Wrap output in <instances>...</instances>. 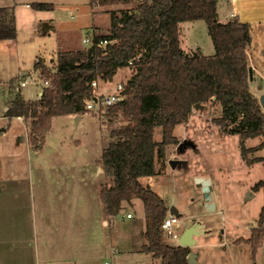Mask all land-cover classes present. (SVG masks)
<instances>
[{
  "label": "trees",
  "instance_id": "obj_1",
  "mask_svg": "<svg viewBox=\"0 0 264 264\" xmlns=\"http://www.w3.org/2000/svg\"><path fill=\"white\" fill-rule=\"evenodd\" d=\"M113 2L133 5L111 11L107 30L92 33L90 45L57 50L54 69L38 59L34 68L48 84L36 99L16 94L5 116L21 117L28 126L29 146L39 150L54 117L87 112L86 101L94 94L90 83L112 80L132 60L123 98L105 116L110 141L98 164L108 181L102 184L100 197L109 220L123 204L140 200L145 217L141 251L151 254L154 264H189L190 248L173 243L162 228L169 210L166 200L141 179L159 174L158 163L162 169L167 147L178 142L176 125L188 122L196 103L218 105L216 125L222 132L239 135L240 155L247 163L259 161L264 166V152L251 159L248 153L255 148L244 145V140L257 137V148L264 151V110L248 74L250 25L237 18L221 21L218 0H89L92 6ZM30 6L53 8L50 2ZM194 20L206 23L212 55L181 47L180 24ZM16 37L14 6H0V40ZM99 40H107L105 48L97 46ZM156 127L161 129L159 141L154 138ZM260 189L264 178L252 188ZM263 237L264 204L246 242L255 251Z\"/></svg>",
  "mask_w": 264,
  "mask_h": 264
},
{
  "label": "rangeland",
  "instance_id": "obj_2",
  "mask_svg": "<svg viewBox=\"0 0 264 264\" xmlns=\"http://www.w3.org/2000/svg\"><path fill=\"white\" fill-rule=\"evenodd\" d=\"M12 1L18 23L17 40L9 48H0V79L9 77L18 83V80L26 78L27 83L22 87L26 98L37 97L43 88V76L34 71V64L38 59L54 69L57 50L90 45L83 43L82 39L88 35L92 37L94 32H105L110 24L111 11L133 5L113 2L92 6L89 0ZM34 2H50L53 8L25 7V3ZM180 30V45L186 52L196 49L203 55H212L214 47L203 20L182 22ZM131 72L129 67L118 69L112 80H99L100 89L110 92L117 82L129 78ZM254 92L257 94L255 88ZM16 94L14 89H6L0 85V115L4 112L3 106L7 99ZM219 115V106L207 103L202 109L193 108L188 122L176 125L174 134L178 142L167 147V160L176 156L178 160L185 161L186 165L170 170L167 160L162 169L158 163L160 171L156 177L159 187H154L163 193L169 206L178 207L183 214L181 226L174 227L178 235L186 225L195 222L207 229L205 233L196 235L197 241L192 246V250L198 255V264H264V255L259 252L261 246L254 251L244 240L250 227L256 225L264 204V189H260L254 196L250 194L256 192L252 190L254 183L264 178V166L259 161L249 164L241 157L239 135L222 132L214 122V118ZM107 122L105 118L91 112L82 115L79 122L67 115L58 116L52 119L44 144H62L61 151L67 156L88 159L90 172L95 178L98 175L96 161L100 158L103 147L110 141ZM2 125L6 127L0 121V126ZM21 135L23 141L18 144H25L24 130H21ZM154 138L156 141L161 139L160 127L155 128ZM184 140L191 141L193 145L178 150L177 144ZM259 142L257 137L244 140L245 147L255 148L248 153L249 158L263 155V149L257 148ZM47 149L45 156H51L52 152ZM20 158L24 167L28 163L24 152ZM196 177L211 179L216 209L206 207L204 193L196 182ZM127 211L133 214V219L126 217ZM123 214L125 222H136L141 215L138 207L128 205L123 209ZM234 239L244 243H235L232 241ZM172 242L178 244L177 239ZM146 258L139 263H150L149 257ZM129 259L124 256L121 264H130Z\"/></svg>",
  "mask_w": 264,
  "mask_h": 264
},
{
  "label": "crops",
  "instance_id": "obj_3",
  "mask_svg": "<svg viewBox=\"0 0 264 264\" xmlns=\"http://www.w3.org/2000/svg\"><path fill=\"white\" fill-rule=\"evenodd\" d=\"M0 6H14L15 11L12 0H0ZM25 7L31 6L25 3ZM217 12L221 21L237 18L250 25L251 42L247 55L253 70L251 87L257 90L255 94L259 98L264 94V0H218ZM15 18L18 29L16 15ZM16 40L17 37L0 40V48H9ZM34 71L41 75L40 69ZM0 85L14 89L27 100L38 98L42 92L41 89L37 97L26 98L22 92L23 86L17 88V81L9 77L0 79ZM97 91H103L100 83ZM14 96L7 99L3 106L4 112L0 115V121L6 124V127L0 126V264H121L124 256L130 258V264H140V260L146 257H149L150 263L145 264L156 263L151 254L140 249L145 229L142 202L137 199L132 205L123 204L119 214L109 220L100 197L101 186L108 181V177L98 164L99 159L96 161L98 175L94 178L89 169L90 161L67 156L61 151L62 144H43L39 150L31 149L28 128L23 119L5 116ZM90 112L94 113L87 111L67 116L79 122L82 115ZM21 130L25 132V144H18L23 141ZM46 149L52 152L51 156H45ZM22 152L28 159L24 167L20 158ZM156 176L143 177L141 181L149 184L164 198L163 193L154 187H159ZM211 193L213 207H206L216 209L212 187ZM127 205L139 208L141 215L136 222L124 221L123 209ZM177 211L179 221L174 227L179 228L183 214L178 207ZM127 218L133 219L134 216L131 214ZM197 224L202 230L200 233L207 231L199 222ZM190 225H186L183 230ZM254 226L250 227L245 242ZM193 239L197 241L196 236ZM237 239L232 241L244 243ZM192 246L189 248L194 253V263L189 264H198V255ZM259 252L264 255V237Z\"/></svg>",
  "mask_w": 264,
  "mask_h": 264
},
{
  "label": "built area",
  "instance_id": "obj_4",
  "mask_svg": "<svg viewBox=\"0 0 264 264\" xmlns=\"http://www.w3.org/2000/svg\"><path fill=\"white\" fill-rule=\"evenodd\" d=\"M234 2L235 0H229ZM83 43H92V37L85 36L82 39ZM107 40H99L97 46L105 48ZM138 57V56H137ZM132 65V60L128 61V67ZM43 86L48 84V81L44 78L42 79ZM126 81L117 82L113 89L110 92L97 91L99 86V80H94L90 83L91 87L94 89L93 97L86 101V109L96 113L98 116L106 119V113L109 110L110 106L123 98L124 84ZM27 83V79L18 80L17 88L22 87ZM130 213L127 214V217H130ZM179 219L177 216L169 214L163 221L162 228L165 234L171 239L176 240L178 234L174 230V224L177 223Z\"/></svg>",
  "mask_w": 264,
  "mask_h": 264
},
{
  "label": "water",
  "instance_id": "obj_5",
  "mask_svg": "<svg viewBox=\"0 0 264 264\" xmlns=\"http://www.w3.org/2000/svg\"><path fill=\"white\" fill-rule=\"evenodd\" d=\"M248 74H249V80H250V84L252 85V81H253V70L252 68L249 66L248 68ZM259 103L261 105V107L264 109V94H261L259 96ZM205 105L201 104V103H196L194 105L195 109H202ZM193 145L191 141L188 140H184L182 142H179L177 144V149L178 150H182L185 146H191ZM168 164L171 168H176V167H180V166H184L186 165L185 161L182 160H178V158L175 156L171 159H168ZM196 182L198 184H200L201 189L204 193V198L207 201L206 206L208 208H212L213 207V203H212V193H211V182L209 178H203V177H196ZM250 194L253 195V193L250 192ZM168 213L174 216L179 217V213L177 211V208L175 206H169V210ZM201 228H199L197 222L193 223L192 225L186 227L183 232L180 234V236L178 237V244L183 245V246H191L195 243V239H193V236H196L197 234H200L201 232ZM187 260L189 263H194V253L189 252L187 255Z\"/></svg>",
  "mask_w": 264,
  "mask_h": 264
}]
</instances>
